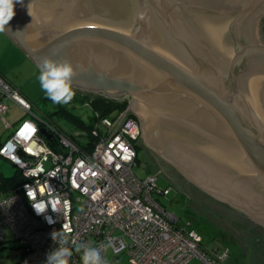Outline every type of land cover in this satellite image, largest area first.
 <instances>
[{"label":"water","instance_id":"95a60500","mask_svg":"<svg viewBox=\"0 0 264 264\" xmlns=\"http://www.w3.org/2000/svg\"><path fill=\"white\" fill-rule=\"evenodd\" d=\"M14 10L4 33L38 67L66 59L74 88L130 96L118 125L140 117L164 173L264 235V0H23Z\"/></svg>","mask_w":264,"mask_h":264},{"label":"built area","instance_id":"2783aa9c","mask_svg":"<svg viewBox=\"0 0 264 264\" xmlns=\"http://www.w3.org/2000/svg\"><path fill=\"white\" fill-rule=\"evenodd\" d=\"M15 104L35 118L19 121L0 146V155L25 177L0 198V241L9 228L21 248V258L12 264H47L48 255L58 247L72 251L69 264H82L80 245L101 247L105 264H113L108 248L127 252L131 264H187L195 257L202 264H227L228 248L203 246L194 228L176 226L178 218L153 197L171 192V187H159V174L141 178L134 172L135 141L141 135L136 117L126 114L119 125L124 111L99 117L97 140L91 150H83L55 119L36 115L33 104L0 72L3 119ZM26 186L35 195L33 201ZM39 201L56 203L61 211L54 213L49 204L45 213L37 214L32 203ZM61 231L67 244L60 243Z\"/></svg>","mask_w":264,"mask_h":264},{"label":"rangeland","instance_id":"374dc122","mask_svg":"<svg viewBox=\"0 0 264 264\" xmlns=\"http://www.w3.org/2000/svg\"><path fill=\"white\" fill-rule=\"evenodd\" d=\"M0 68L8 74L9 80L13 83V85L19 90L22 89L24 94L27 95V97L25 95L24 96L33 104L34 113L36 115L45 117L47 114L56 110V103L52 102L49 98H43L45 93L42 91L38 81L40 67H38L19 46L12 43L10 38H8L4 33H0ZM73 91L75 92V95L71 100L72 102L70 101L64 105L69 108L73 107L75 111L84 119H87L90 114L93 115L88 104L91 103V101L88 99L95 98L97 96H104L108 99H115L119 101L127 100V108L130 106L132 100V98L128 95L116 98L107 96L103 93L89 92L74 87ZM75 97L78 98L77 101H75ZM127 108L124 112L127 111ZM130 114L131 113H129V115ZM1 116L2 115L0 114V120ZM6 116L11 122H14L15 119L19 118H35L33 113H27L24 109L15 107V105H13L10 113H7ZM132 116L136 117L133 114ZM54 118L55 121L58 122L65 130L74 134L81 133L80 129H77L75 125L66 118L60 115H54ZM139 118L137 119L139 120L141 127L142 121H140L141 119ZM1 121L0 130L4 132L3 135L6 138L13 134L17 125L10 129H6L4 127V123ZM136 141L137 144L142 147H139L140 152L138 162L134 166V172L141 178L150 174H159V187L162 189L171 187V192L169 194L165 195L156 193L153 197L168 212L173 213L178 218L176 226L180 228L185 227L186 229L194 228L201 235L203 239V246L209 249H213L215 246L228 248L230 250V255L232 253L231 257L229 256L228 258V264H246L247 261L244 254L245 246L243 244L244 237L240 236V244H237L236 241L239 239L237 234H240L242 229H236L235 233L237 234L229 231L222 223L223 216L221 214L202 202L191 198L190 195L183 192V189L178 187L177 184L164 173L142 136V128L140 138ZM18 168L19 167L10 160L0 158V177L3 173L4 175L13 174L18 170ZM251 233L255 234L253 231H251ZM6 239L8 247L2 248L3 244L0 243V264H12L21 258L20 243L15 239L14 234L9 228L7 229ZM107 258L113 264H131L127 252L114 253L111 248H108ZM187 264H202V261L199 257H195Z\"/></svg>","mask_w":264,"mask_h":264},{"label":"clouds","instance_id":"9594fccd","mask_svg":"<svg viewBox=\"0 0 264 264\" xmlns=\"http://www.w3.org/2000/svg\"><path fill=\"white\" fill-rule=\"evenodd\" d=\"M23 3V0H0V33L6 31V26L15 16V4ZM19 33V32H17ZM56 51H53V55ZM77 75L73 65L68 60L57 61L48 56H44L40 60V71L38 74V81L42 91L46 96L56 104L69 103L75 92L73 91V78ZM27 197L29 201L35 199L33 192L28 190ZM50 204L51 210L54 213H59L61 209L56 203H46L45 201H39L32 203L33 208L37 214H43L46 212L48 205ZM45 219L49 223H54L50 216H45ZM57 234H53L55 239ZM60 243L67 244L68 241L65 238V234L59 232ZM77 251L82 253V264H105L104 258L101 254L102 248L97 246L80 245ZM72 251L67 247H58L51 252L47 257V264H69V257H71Z\"/></svg>","mask_w":264,"mask_h":264},{"label":"trees","instance_id":"16d2710c","mask_svg":"<svg viewBox=\"0 0 264 264\" xmlns=\"http://www.w3.org/2000/svg\"><path fill=\"white\" fill-rule=\"evenodd\" d=\"M43 98L48 99L46 94L43 96ZM77 100L78 98L75 97V101ZM88 100L91 101V103L88 104L92 110L93 115L90 114L87 119L81 117V115L78 114L73 107L69 108L64 104H57L56 110L47 114L51 119H55L54 115H60L66 118L67 120H69L70 122H72L77 129H80L81 133L74 134L65 130L57 122L60 128L63 129L69 136L73 137V139L77 141V143L80 145V147L83 150L85 149L91 150L93 148L94 143L97 140V136L94 134V129L97 127V122L99 120V117H105V116L115 117L119 113L126 110L128 105L127 100L119 101L115 99H108L104 96H97L95 98H91ZM135 144L138 150L139 145L137 144V141H135ZM24 179L25 177L23 176L21 169L18 168V170L12 176H3L1 178L0 188L8 193L12 188L19 185ZM7 193L4 194V196L7 195ZM6 240L7 239L0 241V243L3 244L2 248L8 247Z\"/></svg>","mask_w":264,"mask_h":264},{"label":"crops","instance_id":"0c3cea01","mask_svg":"<svg viewBox=\"0 0 264 264\" xmlns=\"http://www.w3.org/2000/svg\"><path fill=\"white\" fill-rule=\"evenodd\" d=\"M4 33V32H3ZM5 34V33H4ZM8 37V36H7ZM9 38V37H8ZM10 41H12L10 39ZM12 43H14L12 41ZM15 44V43H14ZM0 72L9 80V76L8 74H6L2 68H0ZM10 81V80H9ZM11 82V81H10ZM12 83V82H11ZM13 84V83H12ZM20 91L22 92L23 95H25L27 97L26 94H24V92L22 91V89H20ZM15 107H20L18 105L15 104ZM21 108V107H20ZM10 113V112H9ZM22 119V118H21ZM21 119H15L14 122H11L7 116L4 117V119L2 118L1 116V122L4 123V127L6 129H10L12 128L13 126L17 125L19 123V121H21ZM1 124V123H0ZM1 128V127H0ZM4 132H2V130H0V146L6 142L10 136L12 135H9L8 137H4L3 135ZM0 158H3V159H6L5 157H3L2 155H0ZM8 160V159H7ZM15 173V172H14ZM13 173V174H14ZM13 174H10V175H4V173L1 175L0 177V181H1V178L3 176H12ZM7 192L3 191L1 189L0 191V198L4 196V194H6ZM215 210V209H213ZM219 214H221L223 216V220H222V223L224 224V226L231 232H233L234 234H237L235 233V230L236 229H242V232L240 234H237L239 239L236 240L237 241V244H240V236H243L244 239H243V244L245 246V256H246V261L250 264H264V235L262 233H260L259 231L255 230V229H251V227L247 224H245L244 222L240 221L239 219L231 216V215H228V214H225L223 212H220L218 210H216ZM234 230V231H233ZM251 231L255 232V234L251 233ZM247 246V247H246ZM232 255V253H231ZM230 255V257H231ZM228 260H227V264H228Z\"/></svg>","mask_w":264,"mask_h":264},{"label":"flooded vegetation","instance_id":"af4514ba","mask_svg":"<svg viewBox=\"0 0 264 264\" xmlns=\"http://www.w3.org/2000/svg\"><path fill=\"white\" fill-rule=\"evenodd\" d=\"M139 147H142V146H140L139 145ZM143 149V148H142ZM145 149V148H144ZM139 152H140V148H138V155H139ZM166 169H167V167H165ZM169 171H168V174H169V176H171V174H172V170H170V169H168ZM173 175V174H172ZM174 176V175H173ZM176 177H173V179H175ZM177 179V178H176ZM185 179V181H184V184L182 183L181 185H183L184 187H181V186H178V187H180L181 189H183V192H185V193H187L188 195H190V197H192V195L197 191V190H201V189H198V187H197V184L195 183H192V181H188V179L187 178H184ZM187 179V180H186ZM176 185V184H175ZM193 186V188L194 189H192L191 187ZM204 191H206V190H203L202 192L203 193H207V192H204ZM211 195H214V193H211ZM211 197V196H210ZM214 197V199H220V201H221V199H223V198H220V197H218V196H213ZM212 197V198H213ZM227 201V200H226Z\"/></svg>","mask_w":264,"mask_h":264}]
</instances>
